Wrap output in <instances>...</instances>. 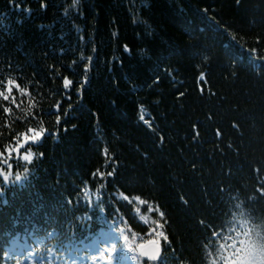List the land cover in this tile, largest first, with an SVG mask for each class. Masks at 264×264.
<instances>
[{
    "label": "trees",
    "instance_id": "16d2710c",
    "mask_svg": "<svg viewBox=\"0 0 264 264\" xmlns=\"http://www.w3.org/2000/svg\"><path fill=\"white\" fill-rule=\"evenodd\" d=\"M137 209L142 264H264V0H0V264Z\"/></svg>",
    "mask_w": 264,
    "mask_h": 264
},
{
    "label": "rangeland",
    "instance_id": "374dc122",
    "mask_svg": "<svg viewBox=\"0 0 264 264\" xmlns=\"http://www.w3.org/2000/svg\"><path fill=\"white\" fill-rule=\"evenodd\" d=\"M96 192L86 190L84 198L87 202L93 203L98 198ZM119 197L130 199L124 194ZM139 205L144 202L138 198L134 199ZM149 211L156 210L147 204ZM138 219L149 226L148 237L142 238L141 242L134 243L123 230L117 220L107 224L105 230H101L95 238L88 242H81L71 245L68 250H62L60 253H49L44 260L55 264H142L141 257L137 253V245L149 240L161 241L164 233L160 224L154 222L153 217L145 215L141 210H136ZM29 239L36 246L43 243V239L35 238L29 235ZM5 259L14 264H31L34 260L31 246L28 238L14 237L6 247ZM42 257L39 260L42 262Z\"/></svg>",
    "mask_w": 264,
    "mask_h": 264
},
{
    "label": "water",
    "instance_id": "95a60500",
    "mask_svg": "<svg viewBox=\"0 0 264 264\" xmlns=\"http://www.w3.org/2000/svg\"><path fill=\"white\" fill-rule=\"evenodd\" d=\"M161 244L150 240L137 246L138 254L147 260H157L161 254Z\"/></svg>",
    "mask_w": 264,
    "mask_h": 264
},
{
    "label": "clouds",
    "instance_id": "9594fccd",
    "mask_svg": "<svg viewBox=\"0 0 264 264\" xmlns=\"http://www.w3.org/2000/svg\"><path fill=\"white\" fill-rule=\"evenodd\" d=\"M250 224V221H245L246 227ZM255 247L261 251H264V229L260 225H252L249 231L246 233ZM223 246V245H222Z\"/></svg>",
    "mask_w": 264,
    "mask_h": 264
},
{
    "label": "bare ground",
    "instance_id": "6f19581e",
    "mask_svg": "<svg viewBox=\"0 0 264 264\" xmlns=\"http://www.w3.org/2000/svg\"><path fill=\"white\" fill-rule=\"evenodd\" d=\"M155 241V240H154Z\"/></svg>",
    "mask_w": 264,
    "mask_h": 264
}]
</instances>
